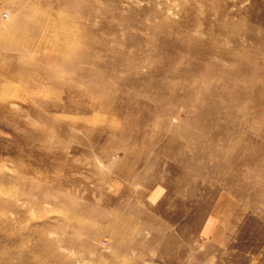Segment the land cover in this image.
<instances>
[{
	"label": "rangeland",
	"instance_id": "374dc122",
	"mask_svg": "<svg viewBox=\"0 0 264 264\" xmlns=\"http://www.w3.org/2000/svg\"><path fill=\"white\" fill-rule=\"evenodd\" d=\"M0 12V264H264V0Z\"/></svg>",
	"mask_w": 264,
	"mask_h": 264
},
{
	"label": "crops",
	"instance_id": "0c3cea01",
	"mask_svg": "<svg viewBox=\"0 0 264 264\" xmlns=\"http://www.w3.org/2000/svg\"><path fill=\"white\" fill-rule=\"evenodd\" d=\"M228 202V201H227ZM226 201L221 205V209H218V216L217 219H219L218 221H220V219L222 217L226 218L228 216L229 213H232V208H234V201H229V203H227ZM219 206V205H218ZM223 209V210H222Z\"/></svg>",
	"mask_w": 264,
	"mask_h": 264
},
{
	"label": "built area",
	"instance_id": "2783aa9c",
	"mask_svg": "<svg viewBox=\"0 0 264 264\" xmlns=\"http://www.w3.org/2000/svg\"><path fill=\"white\" fill-rule=\"evenodd\" d=\"M0 18L2 19H6L7 18V14H5L4 12H0Z\"/></svg>",
	"mask_w": 264,
	"mask_h": 264
}]
</instances>
